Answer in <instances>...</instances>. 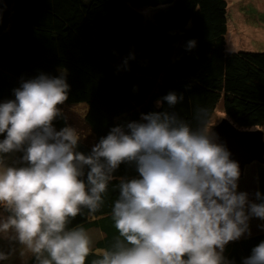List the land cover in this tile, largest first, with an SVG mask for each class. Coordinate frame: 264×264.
Returning <instances> with one entry per match:
<instances>
[{
	"label": "clouds",
	"instance_id": "9594fccd",
	"mask_svg": "<svg viewBox=\"0 0 264 264\" xmlns=\"http://www.w3.org/2000/svg\"><path fill=\"white\" fill-rule=\"evenodd\" d=\"M69 87L66 70L40 74L0 103V207L7 213L0 237L36 264H230L224 248L250 235V217L264 220V196L257 192L256 203L237 191L239 164L217 142L206 110L196 109L195 127L166 110L141 114L113 127L86 155L77 150L76 128L53 126ZM182 100L170 92L157 105ZM13 152L22 153V166L6 164ZM122 163L134 164L138 177L119 178L110 210L118 235L94 251L86 228L68 225L85 209L89 217L101 211ZM14 251H0V261ZM243 264H264V241Z\"/></svg>",
	"mask_w": 264,
	"mask_h": 264
},
{
	"label": "trees",
	"instance_id": "16d2710c",
	"mask_svg": "<svg viewBox=\"0 0 264 264\" xmlns=\"http://www.w3.org/2000/svg\"><path fill=\"white\" fill-rule=\"evenodd\" d=\"M228 5V0H0V103L15 99L13 90L23 80L66 70L70 87L63 105H84L77 150L86 155L113 127L150 112L176 113L195 127L196 109L206 110L208 123L220 111L236 129H264V52L228 47ZM190 41L195 47L189 48ZM170 92L183 100L158 107ZM62 113L53 121L57 131L74 127ZM21 155L7 154L6 164L22 166ZM254 165L252 202L260 203L255 194L264 196V164ZM113 175L101 211L89 217L85 209L68 225L99 231L94 251L109 247L118 235L110 210L119 178L138 172L134 164L122 163ZM254 229L225 246L226 261L243 264L264 241V220L258 218ZM28 264H36L35 258Z\"/></svg>",
	"mask_w": 264,
	"mask_h": 264
},
{
	"label": "rangeland",
	"instance_id": "374dc122",
	"mask_svg": "<svg viewBox=\"0 0 264 264\" xmlns=\"http://www.w3.org/2000/svg\"><path fill=\"white\" fill-rule=\"evenodd\" d=\"M228 22L229 29L226 35L227 45L233 51H249V52H264V0H228ZM61 110L66 116H69L70 124L74 125L79 133L84 130L82 117L85 112L84 105H61ZM223 115L215 114L212 121L209 122L211 131L223 119ZM257 129H253L254 131ZM263 130L264 129H261ZM259 164V163H255ZM255 169L256 166L252 163L250 167L244 166L243 177L238 180V192L253 191L255 189ZM0 216H5L4 209L0 207ZM257 217H250L248 221L250 235L255 231ZM89 235L95 243L100 240L99 231L90 229ZM249 235V234H245ZM244 235V236H245ZM20 245L16 242L10 243L8 240L0 237V251L5 253L15 249L8 260L0 261V264H28L33 258L32 256L21 257L19 255Z\"/></svg>",
	"mask_w": 264,
	"mask_h": 264
},
{
	"label": "water",
	"instance_id": "95a60500",
	"mask_svg": "<svg viewBox=\"0 0 264 264\" xmlns=\"http://www.w3.org/2000/svg\"><path fill=\"white\" fill-rule=\"evenodd\" d=\"M217 142L230 152V159L239 164L240 178L249 162L264 163V133L261 130H239L227 119L213 128Z\"/></svg>",
	"mask_w": 264,
	"mask_h": 264
},
{
	"label": "bare ground",
	"instance_id": "6f19581e",
	"mask_svg": "<svg viewBox=\"0 0 264 264\" xmlns=\"http://www.w3.org/2000/svg\"><path fill=\"white\" fill-rule=\"evenodd\" d=\"M215 114H218V115H223L220 111H215V113H214V115ZM214 115H213V117H214ZM213 117H212V119H213ZM227 118H223V119H221L220 121H219V123H221L223 120H226ZM218 123V124H219ZM252 163L253 164H255V163H258V162H253V161H251V162H249L248 163V167H250L251 165H252ZM259 164H264V163H259ZM240 179V178H239ZM253 197H254V191H250V192H248V199L250 200V201H252L253 200Z\"/></svg>",
	"mask_w": 264,
	"mask_h": 264
}]
</instances>
